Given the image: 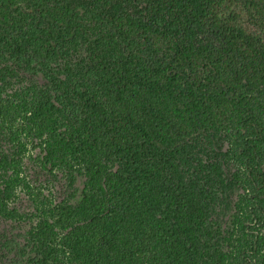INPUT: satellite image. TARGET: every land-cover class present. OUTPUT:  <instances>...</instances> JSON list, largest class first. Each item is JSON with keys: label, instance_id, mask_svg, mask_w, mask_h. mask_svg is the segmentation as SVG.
<instances>
[{"label": "trees", "instance_id": "16d2710c", "mask_svg": "<svg viewBox=\"0 0 264 264\" xmlns=\"http://www.w3.org/2000/svg\"><path fill=\"white\" fill-rule=\"evenodd\" d=\"M0 88V214L21 133L72 187L24 264H264V0H0Z\"/></svg>", "mask_w": 264, "mask_h": 264}, {"label": "rangeland", "instance_id": "374dc122", "mask_svg": "<svg viewBox=\"0 0 264 264\" xmlns=\"http://www.w3.org/2000/svg\"><path fill=\"white\" fill-rule=\"evenodd\" d=\"M0 91L4 98H10L11 92L8 89L0 88ZM20 138L25 147L21 154L19 182L8 200L9 208L16 209L17 217L8 218L0 214V264L25 263L29 248V230L41 216L48 214L50 208L72 190L69 179L63 172H48L39 165L35 156L37 147L31 135L24 132ZM8 147L0 132V150ZM229 166L233 168L232 163H229ZM4 176L0 174V187L4 183ZM79 182L77 180L74 186L77 187ZM216 193L212 220L226 235L231 230V214L234 213L236 204L245 198L244 192L239 184L229 181ZM235 236L233 233L232 240L236 239Z\"/></svg>", "mask_w": 264, "mask_h": 264}]
</instances>
